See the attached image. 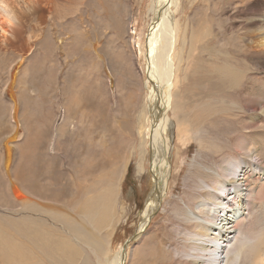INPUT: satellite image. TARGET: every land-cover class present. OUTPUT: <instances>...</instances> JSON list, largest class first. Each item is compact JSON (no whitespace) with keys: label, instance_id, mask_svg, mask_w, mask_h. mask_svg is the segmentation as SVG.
<instances>
[{"label":"rangeland","instance_id":"rangeland-1","mask_svg":"<svg viewBox=\"0 0 264 264\" xmlns=\"http://www.w3.org/2000/svg\"><path fill=\"white\" fill-rule=\"evenodd\" d=\"M5 1L16 28L12 36L0 30V232L7 238L0 236V249L8 247L0 264L20 259L5 260L11 247L27 262L25 253L32 252L41 264H96L87 240L108 254L104 259L123 250L125 264H189L197 244L190 213L199 215L207 196L202 186L221 182L231 160L241 178L250 176L240 194L250 203L239 225L242 237L260 236L264 107L255 104L264 102V63L248 55L252 0H176L171 8L167 188L125 253L157 190L145 61L154 0H40L29 8L31 0ZM32 224L46 237L48 246L40 247L49 257L29 238ZM59 238L74 249L56 251L49 242Z\"/></svg>","mask_w":264,"mask_h":264},{"label":"bare ground","instance_id":"bare-ground-1","mask_svg":"<svg viewBox=\"0 0 264 264\" xmlns=\"http://www.w3.org/2000/svg\"><path fill=\"white\" fill-rule=\"evenodd\" d=\"M175 1L176 0H154L151 8L152 14L154 15L153 25H151L149 28L148 42L145 46V56L147 59L145 60L147 61L146 85H150H147V92L149 93L148 112L152 120L151 127L156 130L154 132L155 135L153 134V129L151 133L152 143H150V149L151 155L153 157L152 165L154 167H152L153 171H151V173L153 175V182H155L157 190L154 188L151 191L152 196L150 197V200L148 201L147 205L144 207V211L142 212V223L140 225V228H138L137 230V234L139 236H142V231L149 224V218L151 217L152 212L156 210L157 206L159 207L161 205L163 198L162 190L164 189V186H166L167 188L166 174L168 172V164L166 162L167 157L164 143L165 135L167 136L168 128L170 125V119L167 115L168 107L172 102L173 96L172 94H170V90L173 87V84L171 83L173 64L171 52L173 48L174 35V31L172 29V26L170 25L169 17L170 15H172L171 8L175 5ZM252 2L253 4L249 9L250 13L248 17V23L249 25H252L251 30L248 31L249 35H247V40L249 42L248 55H251L252 59L253 57L260 58L262 63H264V0H261V2L259 0H252ZM37 3H40V0H31V2L27 4L26 8L31 7V4H35V7ZM0 16L3 17L4 20L3 23L0 24V30L4 34L12 36V33H14L16 28L14 27L16 23V14L5 0H0ZM234 73H236L233 75L235 76V79H237L239 77L238 71H234ZM157 95L161 99V104L154 105ZM256 104V109H258L259 106H261L262 108L264 107V102L263 104ZM255 108L253 109L254 111ZM179 128L181 129L182 126L179 125ZM15 139L16 136H12L6 141V149L8 153V161L6 160L7 162L11 161L12 156L11 150L8 146L14 144ZM243 144L245 143L242 140L240 143H237V146L241 147V145L243 146ZM235 163L232 160L227 162L224 168V175L222 176L221 182H217L210 189H208L209 186H207V184L202 186L206 191L205 194H207V196L204 202L199 204V206L197 207L199 215L190 213V221L194 224L195 230V232L193 234L191 233L190 235L191 239L197 242V244L194 243L195 245H193L191 240L193 247L191 251H189L191 252V254L189 255V264H264V230L258 231L260 234L259 237L257 235H253L257 239L250 238L249 240H247V238L242 237L240 231L243 230L242 227L241 229H239L240 222L246 215H244L243 211H249L250 208V203H248L247 201L244 203V200L240 196L243 191L242 186H245L242 181H245L248 184L249 182L247 178L250 176L246 173V175L241 178L238 172L239 170H233V168L236 167L234 165ZM9 164H7V168ZM247 170L249 171L250 169ZM251 173H253L252 170ZM231 176H235V178H232ZM11 187L14 197L19 201L22 200V193L18 185L13 183ZM224 190L225 192H223ZM247 193L248 197L253 201L258 198L256 192L253 189H250V186H247ZM113 201L114 198L110 201V203H112ZM216 205H218L219 207L217 208ZM31 226H33L32 230H35V233L29 235V238H32V242L39 249L45 251L44 255L46 254L47 257H49L47 251L43 249L44 247H40V245H46V247L48 246V243L44 244V242H42L43 239L46 241V237L43 238L42 235L40 236V233L37 231V227H34L36 225L32 224ZM37 232L39 234H37ZM0 236L5 237L4 234L1 235V232ZM132 237L136 238L137 236L132 235ZM4 239L7 240L6 237ZM248 242H250V244L252 245L251 250L249 249ZM6 244L7 243H5L0 249L1 253L7 252L8 247L6 246ZM19 244L20 243H16V245ZM94 244L95 243L91 244L90 249L95 255L96 264H125L126 254L124 258V256L122 255L123 250H120L116 255L104 259L106 254L105 251H103L102 254L98 253L97 248H93L95 247ZM49 245L56 251H59L58 248L54 246L53 242L52 244L51 242H49ZM128 245L129 244H126V246L124 247V253L127 252ZM31 253H25V257H30L29 262H27L25 258H22L24 257V253L22 251H18L15 247H11L9 253L6 254L5 260L9 262L11 261L10 257L13 259L19 257L20 259H18V261L10 263L41 264L39 260L34 259V256L32 257L33 253ZM250 253L251 256L254 253L256 254L250 257ZM106 255L108 256V254ZM205 258L208 260H205Z\"/></svg>","mask_w":264,"mask_h":264},{"label":"crops","instance_id":"crops-1","mask_svg":"<svg viewBox=\"0 0 264 264\" xmlns=\"http://www.w3.org/2000/svg\"><path fill=\"white\" fill-rule=\"evenodd\" d=\"M114 200H115V198H114ZM107 202H108V200H107ZM104 215V218L107 216V215H105V213L103 214ZM87 242H88V244H86V242H85V239H83V240H81V243H84V244H86V248L87 249H89L91 252H92V250L90 249V246H91V244L92 243H90L89 242V240H87ZM18 243V242H17ZM54 243V246L56 247V248H58V252L59 253H65L64 251H62V250H73L74 249V246H72L70 243H69V241L68 240H63V239H57V241H54L53 242ZM93 248H95V247H93Z\"/></svg>","mask_w":264,"mask_h":264},{"label":"water","instance_id":"water-1","mask_svg":"<svg viewBox=\"0 0 264 264\" xmlns=\"http://www.w3.org/2000/svg\"><path fill=\"white\" fill-rule=\"evenodd\" d=\"M155 210L152 212L151 217L149 219H151L154 215ZM153 215V216H152ZM138 232L136 231L133 235L137 236L135 237H131L130 239L127 240V244H130L132 241H136L140 236L137 234Z\"/></svg>","mask_w":264,"mask_h":264}]
</instances>
